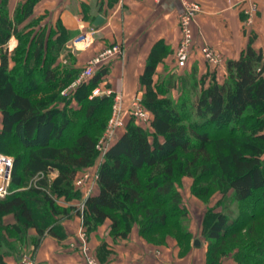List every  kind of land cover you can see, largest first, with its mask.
<instances>
[{
  "label": "trees",
  "instance_id": "trees-1",
  "mask_svg": "<svg viewBox=\"0 0 264 264\" xmlns=\"http://www.w3.org/2000/svg\"><path fill=\"white\" fill-rule=\"evenodd\" d=\"M9 1L0 0V151L11 152V145L21 150L11 152L9 193L0 197V263L24 252L31 229L36 232L33 254L46 236L65 239L64 222L75 216L89 233L109 220L116 241L137 225L148 242L163 245L172 236L181 253L188 252L192 232L176 183L180 172L194 179V195L221 194L202 223L206 263L222 264L232 255L237 264H264V50L253 46V38L238 58L227 60L224 79L212 74L207 85L195 67L155 83L157 66L173 51L158 40L140 75L150 124L131 119L98 164V192L81 205L69 204L84 195L75 183L79 172L99 156L97 144L114 94L90 95L103 83L111 87V67L101 66L91 79L62 94L78 68L71 65L60 73L52 67L54 59L45 63L49 43L50 51L63 49L71 29L59 18L49 32L43 28L32 35L20 25L39 0L22 1L14 16ZM13 36L18 44L11 51L7 45ZM10 54L18 67H10ZM179 84L178 99L167 95ZM10 214L14 222L7 223ZM105 245L98 250L103 258Z\"/></svg>",
  "mask_w": 264,
  "mask_h": 264
},
{
  "label": "crops",
  "instance_id": "crops-1",
  "mask_svg": "<svg viewBox=\"0 0 264 264\" xmlns=\"http://www.w3.org/2000/svg\"><path fill=\"white\" fill-rule=\"evenodd\" d=\"M82 1L88 4L90 10L87 14L94 16L93 22L100 14L105 17V22L98 27L92 23L93 28L105 33L113 43H122L123 55L113 61L108 80L111 88L114 91H123L126 94L125 100L130 102L131 99H127V96L132 95L134 91H144L140 84V75L144 71L152 46L158 40H163L174 52L176 51L181 39L178 16L183 8L182 2L181 0ZM194 1L201 5L194 25L197 43L213 47L222 56L221 63L215 67L202 57L197 48L198 51L192 54L188 66L196 63L200 75L214 74L218 81H222L226 74L227 60L238 58L249 44L251 37L253 46L264 50V0ZM59 14V18L67 28L80 27L79 14H74L69 9ZM81 22L85 24L83 20ZM171 56L157 66L154 78L160 73L162 65H170ZM53 174L56 175L55 172ZM96 192L98 187L95 189ZM67 203L80 204L78 200ZM6 217L7 223L14 222L13 215ZM64 225L68 234L65 239L58 240L53 236H46L36 253H29L34 264H90L81 252L83 232H85L82 221L77 217L66 220ZM102 228L88 233L90 246L99 264H207V247L201 238L200 247L192 249L190 253L181 254L177 240L172 237L166 244L155 245L142 237L137 228H133L126 239L115 241L109 234L110 228L108 227V232H104L105 228ZM31 230L32 233H36L34 229ZM103 242L106 243L108 250L103 253L104 258L98 254ZM26 254L25 250L21 254V259L19 256H7L4 263L0 264H24ZM222 264L237 263L232 258H227Z\"/></svg>",
  "mask_w": 264,
  "mask_h": 264
},
{
  "label": "rangeland",
  "instance_id": "rangeland-1",
  "mask_svg": "<svg viewBox=\"0 0 264 264\" xmlns=\"http://www.w3.org/2000/svg\"><path fill=\"white\" fill-rule=\"evenodd\" d=\"M22 1H24V0H10L9 1V9H10L11 15L14 16L19 3H21ZM57 1L58 0H39V2L35 5V7L33 9V13L26 19V21L24 23H22L20 25V27H21L20 29L25 30L26 27H28V30L33 32L32 35H35L37 32L41 31V29H43V28H46L47 32H49V29L52 28V25L57 24V21L60 17L59 12L65 11L66 9L67 10L69 9L74 14H77V15L79 14L78 18L80 21L79 22L80 27L75 28V29H71V37L67 40V42H65V46L63 47V49H54V50L50 51V43H49L48 53H47V57H46L47 60L45 63V64H47L50 59H54L52 67H54L60 73H63L64 69L66 67L74 65L76 68H78L76 70L78 73L75 75L76 79L73 81V82H76L77 80H82V78H83L82 72H83V69L85 68V66L87 65V63L96 54L98 55L101 51H103L104 49H106L107 47H109L111 44H114V43L112 40H109L108 37H106L105 33L98 32V30L96 28H93L92 23H93L94 16L91 14H87L90 9H89V6L86 2H84L82 0H69V1L68 0H64V1L60 0L61 2L57 3ZM81 19L85 22V24H83L81 22L82 21ZM192 24H193L192 27H193V32H194L195 19H194ZM90 33H92V35ZM194 36H195V32H194ZM17 44H18V39L15 36H13L10 39L7 46L12 51L16 47ZM171 55H172L171 59L169 60L170 65L165 64V65L161 66L160 73L157 74L156 77L154 78L155 83L161 82L163 79H165L170 74H175L176 77H181V76L185 75V73L191 72L192 67H195L198 70L197 78L203 82L205 81L204 85H207V83L210 80V75L208 76V78L206 80H204L205 74H203V76L200 75L199 67L197 66L196 63H194V64L192 63L191 65L186 66L184 68H179L176 65L177 63L175 61V52L172 51ZM9 64H10V67H14V66L18 67L19 66V64L15 61V56L13 54H10V56H9ZM212 66H215V65H212ZM218 66H215V67H218ZM156 72H157V70H156ZM178 82H180V81H178ZM72 83L70 85H68L66 88H69L72 85ZM102 86H103V84H102ZM181 88H182L181 84H179V88L171 90L167 95H171V97H173L174 99H178L180 97ZM65 89H63L61 91L62 94H66V92L64 93ZM57 91H60V89H58ZM143 93H144V91H134L132 93V95L127 96L128 97L127 99L132 100V99H134L133 97L135 95H140L142 98ZM113 94H114V97H113V101H112V105H111V113L109 112L110 110H108V115L110 114L109 120L112 117L114 105L116 103V100L119 98V96L121 97V99L123 100V102L125 104L128 103L127 100H125L126 94L123 91H115ZM160 97L162 98V96H160ZM109 120H108V122H109ZM107 125H108V123H107ZM105 131H106V129H105ZM124 131L125 130L120 131L118 134V137H120ZM104 132H103V134H104ZM10 143L12 144L13 142H10ZM4 145L8 148L10 147L9 144L4 143ZM11 146L12 147H10L9 149H11V152H14L13 155L15 153H18L21 150L20 148H18L16 146H13V145H11ZM11 152L4 153V152L0 151V153H2V154L9 155V156L13 157ZM102 158H103L102 155H100V153H99V156L97 157L95 163L93 164V167L81 170L79 172L76 180L82 178L83 175L86 173H90V175H92L94 168L96 167V165H98L100 163V161H102ZM176 183H177L178 189L181 191V193L183 195L184 203L189 210V216H190L189 228H190V231L192 232L191 240L189 241L190 245L188 244L189 245V251L188 252L182 251V253H184V254L190 253V251L192 249L201 246V245H195L194 244V241H193L194 237L197 236V237L201 238L203 243L206 245V247H207L206 248V255H207L208 242H207V239L201 235L202 223H203V219L205 217V213H206L207 208L210 206H215L217 201L221 198V194L217 192L211 196L205 197L204 199L194 195L192 193L194 179L191 176L184 175L183 173H180V172H178V174L176 176ZM85 197L86 196L83 195L78 200L80 202V204H82L84 202ZM233 208L235 210H237V205H233ZM219 209H220V207H219ZM77 217L80 218V220L82 221V218L79 216H75L72 219H75ZM6 220H8L7 217H6ZM106 221H108L110 223L109 220H106ZM106 221L101 223L97 227L96 230H98L100 227H101V229H103L102 227H104L105 228L104 232H108L109 226H108V222H106ZM133 228L138 229V226L135 225ZM83 229L85 230V232H83V233H87V235L86 236L84 235L83 238L85 239L88 246L91 247L90 242H89L90 240H88L89 239V236H88L89 232H87V230L84 228V226H83ZM31 231L32 230H29L26 234L27 235L26 240L28 239L29 245H28V247L27 246L24 247V250H23L24 252L26 250V253L28 255H29V253H31V248H30L31 238H32V236L35 235V233H32ZM162 233L163 232H161V234ZM164 233H166V232H164ZM170 237H172V236H169L167 238V241ZM22 240L23 239L16 240L15 241L16 245L20 246L21 245L20 243L22 242ZM180 253H181V248H180ZM93 255L96 258V254L93 253ZM227 258H232L234 260L233 256L230 255L228 257H225L222 260V263ZM31 260L33 261V258ZM33 263H34V261H33ZM24 264H25V262H24Z\"/></svg>",
  "mask_w": 264,
  "mask_h": 264
},
{
  "label": "built area",
  "instance_id": "built-area-1",
  "mask_svg": "<svg viewBox=\"0 0 264 264\" xmlns=\"http://www.w3.org/2000/svg\"><path fill=\"white\" fill-rule=\"evenodd\" d=\"M182 10L178 16V23L181 31V39L178 47L175 51V60L179 68L188 66L189 60L195 51H200L202 56L211 65L218 66L222 61V56L219 52L215 51L213 47L209 45H200L194 36L192 23L196 17V14L201 10L200 3L194 0H181ZM91 34V33H90ZM198 48V50H196ZM123 46L121 43L111 44L109 47L96 54L85 66L82 72V80L73 82L69 88L64 90V93H69L78 84L83 81L91 79L96 71L101 66L109 65L111 67L113 61L122 57ZM115 91L111 87H107L105 83L103 86L95 88L90 97L98 95H110ZM130 102L125 104L121 97L116 100L114 110L111 119L108 122L106 131L100 138L97 149L100 155H104L108 148L117 139L120 131L125 130L127 123L133 119L137 123L148 126L150 124L152 113L142 103L140 95H135ZM94 168L92 175L86 173L82 178L75 181L76 185L80 187L85 196L91 194L95 189L96 184V170ZM93 166L89 167L92 168ZM13 168V157L0 153V197H5L9 193L10 174ZM85 234L83 233V236ZM81 252L86 257L90 264H99L93 255L91 247L88 246L85 239L82 238ZM32 257L28 254L25 255V264H34L31 260Z\"/></svg>",
  "mask_w": 264,
  "mask_h": 264
},
{
  "label": "water",
  "instance_id": "water-1",
  "mask_svg": "<svg viewBox=\"0 0 264 264\" xmlns=\"http://www.w3.org/2000/svg\"><path fill=\"white\" fill-rule=\"evenodd\" d=\"M104 22H105V17H104L102 14H100V15H98V16L95 18V20H94V22H93V25H94L95 27H98V26L102 25ZM194 244H195V245H201V241H200V239H199V238H196V239L194 240ZM19 258L21 259V258H22V255H19Z\"/></svg>",
  "mask_w": 264,
  "mask_h": 264
}]
</instances>
